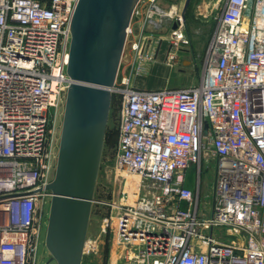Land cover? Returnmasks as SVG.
I'll list each match as a JSON object with an SVG mask.
<instances>
[{
	"label": "built area",
	"instance_id": "2783aa9c",
	"mask_svg": "<svg viewBox=\"0 0 264 264\" xmlns=\"http://www.w3.org/2000/svg\"><path fill=\"white\" fill-rule=\"evenodd\" d=\"M77 1L0 0V264H41ZM160 8L150 0L132 41L140 74L162 51ZM214 17L198 83L148 88L124 76L112 86L120 184L105 264H264V0H226ZM170 20L175 58L186 26L183 14ZM203 160L216 164L208 202ZM99 246L91 240L84 254Z\"/></svg>",
	"mask_w": 264,
	"mask_h": 264
},
{
	"label": "water",
	"instance_id": "95a60500",
	"mask_svg": "<svg viewBox=\"0 0 264 264\" xmlns=\"http://www.w3.org/2000/svg\"><path fill=\"white\" fill-rule=\"evenodd\" d=\"M133 1L78 0L75 7L67 68L72 82L67 91L55 176L49 184L53 195L46 245L54 264H83L112 86Z\"/></svg>",
	"mask_w": 264,
	"mask_h": 264
},
{
	"label": "rangeland",
	"instance_id": "374dc122",
	"mask_svg": "<svg viewBox=\"0 0 264 264\" xmlns=\"http://www.w3.org/2000/svg\"><path fill=\"white\" fill-rule=\"evenodd\" d=\"M226 0H192L191 7L187 13L185 22V37L176 39L182 49L177 50V56L171 58L167 54L170 41L174 40L170 31L171 20L180 14L186 0H156L166 11L172 10L175 5L176 11L173 15H168L167 20L161 30L158 31L163 37L162 51L159 58L150 63L147 70L141 74L137 71V59L133 54L132 41L142 32L143 22L147 14V6L150 0L140 2L141 14L133 19L134 34L126 40L123 53L121 55L118 72L116 75L117 83H121L124 76H130L134 85L148 88L158 87H182L196 84L201 80L207 57L210 41L216 28V18L218 11L224 7ZM67 97V95H66ZM66 97L64 99L60 124L65 112ZM120 103L118 95L112 94V102L107 123L106 136L103 144L102 154L97 171L96 183L91 203V212L87 231L86 243L89 245L91 240L99 238L100 246L96 252L85 253L83 264H105L110 258L108 216L111 212L109 201L118 197L119 179L114 168V161L117 154V144L120 129ZM61 129V128H60ZM60 139V138H59ZM216 164L215 161H202V186L201 198L204 202L211 199V188L214 181ZM196 166L189 170V185L196 187ZM48 226L44 223V231L40 239L39 257L41 264H54L56 261L52 258V253L46 245V231ZM106 244V245H105Z\"/></svg>",
	"mask_w": 264,
	"mask_h": 264
},
{
	"label": "flooded vegetation",
	"instance_id": "af4514ba",
	"mask_svg": "<svg viewBox=\"0 0 264 264\" xmlns=\"http://www.w3.org/2000/svg\"><path fill=\"white\" fill-rule=\"evenodd\" d=\"M191 4H192V0L189 1V3L186 5V2H185V5H184V9H183V15H184V19H185V22H186V19H187V13L189 12V9L191 7ZM47 233V231H46Z\"/></svg>",
	"mask_w": 264,
	"mask_h": 264
},
{
	"label": "bare ground",
	"instance_id": "6f19581e",
	"mask_svg": "<svg viewBox=\"0 0 264 264\" xmlns=\"http://www.w3.org/2000/svg\"><path fill=\"white\" fill-rule=\"evenodd\" d=\"M136 2H137V0H134L133 1V5H135L136 4ZM176 6L174 5L173 7H172V10H168V11H166V10H163V9H161L160 8V11H162V12H164V13H167L168 15H173V13L176 11ZM166 9V8H165Z\"/></svg>",
	"mask_w": 264,
	"mask_h": 264
},
{
	"label": "trees",
	"instance_id": "16d2710c",
	"mask_svg": "<svg viewBox=\"0 0 264 264\" xmlns=\"http://www.w3.org/2000/svg\"><path fill=\"white\" fill-rule=\"evenodd\" d=\"M43 1H49V0H43Z\"/></svg>",
	"mask_w": 264,
	"mask_h": 264
}]
</instances>
